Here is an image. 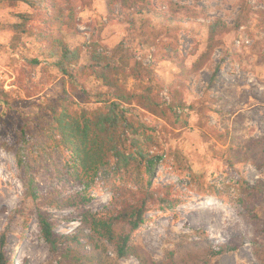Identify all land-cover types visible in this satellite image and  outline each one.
<instances>
[{
	"label": "rangeland",
	"instance_id": "obj_1",
	"mask_svg": "<svg viewBox=\"0 0 264 264\" xmlns=\"http://www.w3.org/2000/svg\"><path fill=\"white\" fill-rule=\"evenodd\" d=\"M31 1L0 0L7 264H264V197L253 203L255 221L240 192L242 182L264 186V0ZM58 40L79 55L68 74L50 53ZM94 50L131 56L146 69L143 81L159 85L158 106L122 105L148 136L139 137L146 149L163 157L145 222L131 237L137 255L127 259L83 221L115 210V167L83 173L48 131L53 110L91 116L113 100L92 70L79 71ZM41 214L58 234L54 245L42 237Z\"/></svg>",
	"mask_w": 264,
	"mask_h": 264
},
{
	"label": "trees",
	"instance_id": "obj_2",
	"mask_svg": "<svg viewBox=\"0 0 264 264\" xmlns=\"http://www.w3.org/2000/svg\"><path fill=\"white\" fill-rule=\"evenodd\" d=\"M20 1L36 4L31 0ZM120 1L125 7L134 5L131 0ZM51 51V56L58 57L55 67L63 74H68L67 64L77 61L79 57L77 51L71 50L61 40L52 44ZM91 62L87 67H81L80 73L92 70L103 87L112 92L113 100L105 102L104 111L91 116L85 110L71 111L66 105L61 110H53L48 131L62 149L70 152L83 173L97 175L103 169L115 167L116 177L121 184L117 187L120 196L115 194L113 200L115 210L105 217L87 213L83 221L93 235L113 246L118 258L127 259L137 255L131 245V237L145 222L147 205L155 195L153 180L156 169L163 157L146 149L139 137L149 141L148 136L126 118L122 105L136 103L145 109L158 106L154 94L159 85H153L151 80L147 83L143 81L146 69L131 56L125 55L115 60L94 50ZM130 78L134 81L132 89H128ZM0 101L5 100L0 97ZM126 191L136 192L133 201L121 199ZM240 192L244 196L241 203L245 213L252 220L259 221L253 203L262 201L264 186L242 182ZM39 225L43 239L54 245L59 237L53 231L47 215L39 216ZM121 225L126 227V234L118 232ZM3 247L1 245L0 264H7Z\"/></svg>",
	"mask_w": 264,
	"mask_h": 264
}]
</instances>
